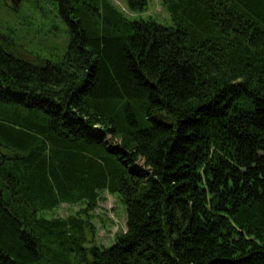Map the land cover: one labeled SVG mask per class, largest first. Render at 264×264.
I'll return each instance as SVG.
<instances>
[{
  "label": "trees",
  "instance_id": "trees-1",
  "mask_svg": "<svg viewBox=\"0 0 264 264\" xmlns=\"http://www.w3.org/2000/svg\"><path fill=\"white\" fill-rule=\"evenodd\" d=\"M50 1L59 54L0 31V264H264V0ZM103 192L109 247L39 216Z\"/></svg>",
  "mask_w": 264,
  "mask_h": 264
},
{
  "label": "rangeland",
  "instance_id": "rangeland-1",
  "mask_svg": "<svg viewBox=\"0 0 264 264\" xmlns=\"http://www.w3.org/2000/svg\"><path fill=\"white\" fill-rule=\"evenodd\" d=\"M128 19H152L162 25H171L162 0H147L142 12L129 10L123 0H110ZM65 25L51 5L50 0H0V31L12 33L24 49L48 57L60 53L65 42ZM142 165L143 161L140 160ZM46 219L76 217L84 223L85 247H109L117 234L126 231L124 206L117 196L100 193L92 210L85 203L62 204L56 209L40 213Z\"/></svg>",
  "mask_w": 264,
  "mask_h": 264
}]
</instances>
